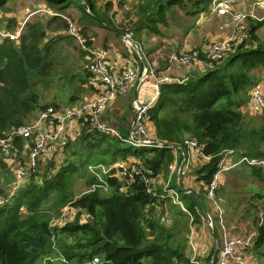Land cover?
<instances>
[{
  "label": "trees",
  "instance_id": "trees-1",
  "mask_svg": "<svg viewBox=\"0 0 264 264\" xmlns=\"http://www.w3.org/2000/svg\"><path fill=\"white\" fill-rule=\"evenodd\" d=\"M10 1L0 0L1 12L10 11ZM41 1L56 14L49 18L34 14L32 20L25 22L18 40L4 38L0 42V137H7L13 130L28 124L30 116L36 114L37 117L49 107L40 102V83L48 84V78L54 75L59 64L62 45L73 39L65 31L68 30L67 9L74 0ZM213 1L147 0L143 7L146 14L142 20L134 22V33L140 38L143 31L163 35V27L178 24L188 31ZM75 2L83 16L93 21L87 22L89 25L105 26L99 18L113 23L105 15H98L96 0ZM178 12L184 14V22H179L183 17L179 18ZM263 25L264 21H252L248 40L205 72L193 74L184 81L160 85L148 119L154 124L161 145L132 144L99 130H90L89 122L84 119L80 134L65 143L62 159L52 157L42 165L40 172L30 170L24 184L13 193L0 188L3 199L0 203V264H89L95 257L100 258V264L184 262V238H187V234L181 236L184 226H189L190 215L194 225L204 221L196 195L181 192L188 213L171 202L164 186L152 187L146 180L158 175L166 179L177 161L176 152L185 150L190 140H195L204 153L211 156L195 172L197 180L204 184L212 181L228 150H234L240 157H264V111L260 125L246 123L243 112L250 101L251 89L259 84L264 71V39L257 34ZM16 27L15 17L0 16V30L15 32ZM87 31L83 25L81 32L86 34ZM247 41L256 44L247 46ZM91 76L86 69L71 75L70 86L72 82H79L75 92L80 90V94L73 93L70 101L82 98L80 81L87 82ZM50 106L61 108L56 103ZM14 143L21 148L23 140L16 136ZM131 158L141 166V173L132 183L121 180L113 170L105 178L107 191L103 186L90 190L102 183L89 166H111ZM0 167L6 170L3 157H0ZM236 172L238 179L249 183L246 192L253 194L249 200L251 208L246 210L257 227L250 251L257 264H261L260 260H264V170L245 164ZM79 180L88 189L77 195ZM230 193L220 186L216 191L217 199L222 198L223 205L232 206ZM205 196V189L197 195L208 208ZM67 204L85 210L89 215L86 222L78 219L80 212L73 222L53 226L52 219L58 217ZM162 208L176 215L170 228L162 221ZM229 209L232 214H238V209ZM261 210L263 222L258 224Z\"/></svg>",
  "mask_w": 264,
  "mask_h": 264
},
{
  "label": "crops",
  "instance_id": "crops-1",
  "mask_svg": "<svg viewBox=\"0 0 264 264\" xmlns=\"http://www.w3.org/2000/svg\"><path fill=\"white\" fill-rule=\"evenodd\" d=\"M37 1L39 3H36V7H38L39 10L36 12L38 13L40 11L43 12V14L41 15L44 16L45 18H49L50 16L56 14L55 10L50 8L46 2L41 1V0H37ZM146 1L147 0H96V10L98 12V15H105L109 20H111V22H113L111 24L115 25L123 33H124V28L126 24L127 23L130 24L131 31L133 33L132 38H133L134 44L136 45V46L132 45V47H130L124 41V38H122L114 30L109 28L105 23H104L105 26H101V25L94 24V23H91L89 25L87 22H93V21L92 20L90 21L86 16H83V12L79 9L75 0L73 1L71 7L67 9V12L71 13L74 11L73 12L74 16L76 12L77 16H75L76 20H74V22L76 23L79 31L81 32L83 25H85L88 28L87 33L84 35L89 36L90 45L94 49L101 50L104 52V55H105L104 59L111 65L113 72L118 73L127 68H131L133 66H137L140 69H143L146 66L155 65L157 70L159 72H165V74L171 79V81H184L188 79L190 76H192L193 74L203 73L213 66L212 65L210 67L209 65L205 63L194 65L190 68L180 67L177 65L170 66L169 54L171 51L182 50V49H201L203 48L204 45H206L209 42L211 44L221 43L224 40L228 39L229 37L239 35L242 32L241 29L236 28L235 23L232 21V17L230 14L219 15L214 12H211L210 7H209L207 12H202L198 16L197 20L195 21L194 26L192 28H189L188 31H187V28L180 27V24L176 25L175 27L169 25V26L162 28V31L164 32L163 35H152L148 31H143L141 38L136 37L134 33L135 32L134 22H139L140 20H142V18L146 14L143 10V7L146 4ZM239 1L240 2H237V0H234L235 10H237V8L243 11L247 9H252L259 14L258 18H260V20L249 19L248 21L249 25L251 24L252 21H264V8L255 6L254 5L255 0H239ZM178 13H179L178 14L179 18L183 17L182 19H180L179 22H184V17H185L184 14L182 12H178ZM34 14H35V11H33L32 13L30 12V16H33ZM12 16L17 19V22H20V19L19 17L17 18V15H12ZM66 18H69V17H66ZM213 19L214 21H212ZM210 20L212 22H220V24H217V26L216 25L214 26L215 28L214 34L210 31L206 33V30L204 28L206 27L204 23L211 22ZM99 21L109 22L108 20L104 18H99ZM168 22H173V21L169 20ZM24 24L25 22L21 24V26H19V23H18L17 26L19 27H17V31L15 32L17 33L20 30V28L23 29ZM226 26L227 28H225ZM22 29H21V32H22ZM262 29H264V25L260 27L257 31V34L259 37H261L259 35V32ZM5 31H8V30H5ZM182 31H183V34H182ZM65 33L70 34L68 30L65 31ZM19 37L14 40H18ZM72 37L74 40L76 39L74 36ZM100 42L102 43V45L99 44ZM255 44H256L255 42L247 41V46H254ZM65 46L66 44L62 45V47H65ZM81 59L83 60V64H81L80 67L78 68L80 70L73 72V73H78V72L82 73L84 69H86L87 62L92 61V57L87 52H85V54L82 55ZM87 80H88L87 82L85 80L80 81L83 87L81 89L83 100H81L79 104L85 101L86 99H91L96 90V87H95L96 83L94 81V77L91 76V78ZM259 84H264V71H262V78ZM89 88H92V89L89 90ZM136 96H137L136 85H133L128 94L117 96L116 99H114L106 107V110L103 115V120L106 121L111 126L116 127L123 136H129V134L133 130L134 111H133L132 104ZM74 106H76V104L72 105V107ZM246 106H247L246 112H249L248 114L257 113L251 110L249 102ZM61 108H65V107L61 106ZM39 114L31 122H33L34 120H38ZM76 125L77 124L72 123V121L66 124V134L68 135L67 140L75 137L74 135L72 136L71 133ZM41 127L44 128L45 124L44 123L41 124ZM148 128H149L151 137L157 140L156 135H155V127L151 121L148 124ZM21 139L23 140V144L21 148H19L14 143L17 149H16V154L13 156L11 160L7 161L4 158V156L0 153V157H3V160L5 161V164L7 165L6 170L0 167V180H1L0 188L6 190L9 193L15 192V190L21 184H24L25 182V178H24V179H21L19 185H16L18 182L17 170L18 168L25 166L29 159V151L25 145L26 141L23 138ZM27 143L32 144L31 141H27ZM62 144H63V141L61 140H58L55 143L54 148L56 150L55 152L56 154L57 152L58 154L61 153L60 149H61ZM176 155H177V161L173 164L169 176L166 179H163L161 175H158L156 177L157 182L155 186H159V187L164 186L166 181L170 177L171 178L170 185L173 188L177 189L179 193L180 203H176L170 198L172 200L171 202L173 204L179 205L183 211L188 212L186 206L181 200V192L193 193L197 197V195L201 194L202 189L206 190V188L204 187V183L197 180V175L195 172L200 166L204 165L209 160L202 158V156L195 149L191 147H187L185 150L182 149L179 154L178 152H176ZM238 155L237 153H235L231 156L224 158L226 165L231 166L232 163H236L240 159V156ZM259 158H264V157H259ZM129 161L133 162L134 158L129 159ZM245 164H248V163H244V162L238 163L237 165L233 167H229L223 170L219 175V184H218L217 189L220 188V186H223L228 192H231L229 195L230 199H241L240 196L234 197L232 195V183L235 179H237L236 169L239 168L240 166H245ZM252 166H255V165H252ZM8 170L10 171V173ZM4 171H5V176L2 175ZM7 175H9L10 177H6ZM174 179H175V186L173 185ZM247 194H248V198L245 201L241 203L233 202L234 205L232 206H229L226 203L225 205H223V203L221 202L223 201V199L221 198L220 199L221 201L217 199V194H216V200L221 204L224 210V223H225L226 231L231 235L247 236L252 231L257 230L256 222L253 216L251 214L246 213L247 208H251L249 200H251V197L253 195L252 193H248V192ZM205 197H206V202L208 204V208L206 207V209L208 210L210 214L211 221H208L206 217L203 215L204 216L203 223L194 225L192 223L193 218L190 215L189 226L188 224L187 226H184V230L181 233L182 237H184V235L187 234L186 236L187 238H184L185 239V249H184L185 261L179 262L177 260H174V264H186L188 262V258L191 255L192 245L196 246V248L199 249L204 259L203 264H212L213 252H214V247H215V238L218 244V254L216 258V262H217L219 252L222 249L223 243H224V229L222 228L220 224L219 217L214 211V208H213L211 199L208 196V193H207V196ZM254 201L256 200H253V202ZM230 207L233 209H238L237 211L238 214H236L233 218L230 217L231 219L228 221L227 217L231 216L232 214V210L229 209ZM162 211H164L163 208H162ZM161 212H160V215L162 216V221L164 225L167 228H170L173 225L174 220L176 218L175 213L171 210H166L164 211V216H163ZM241 217L246 220L247 224L246 225L240 224L238 230H236V224H238L237 221ZM188 227H189V230H188ZM214 231H216L217 236L214 233ZM246 257L248 259H253L254 255L249 250L246 253Z\"/></svg>",
  "mask_w": 264,
  "mask_h": 264
},
{
  "label": "built area",
  "instance_id": "built-area-1",
  "mask_svg": "<svg viewBox=\"0 0 264 264\" xmlns=\"http://www.w3.org/2000/svg\"><path fill=\"white\" fill-rule=\"evenodd\" d=\"M255 6L264 8V0H255ZM210 11L219 15L230 14L236 28L241 29L242 32L239 35L231 36L221 43H209L201 49H182L173 50L169 54L170 66L177 65L180 67L190 68L194 65L205 63L210 67L215 63L222 61L228 54L233 52L241 43L249 38V32L246 30L245 23L250 18L260 20L258 16L253 12H245L243 10L234 9V0H214L210 6ZM68 20V32L74 36L80 45V48L90 54L94 55V58L90 63L86 65V69L94 77L96 83V90L91 99H86L79 106L65 107L56 109L53 106H49L40 112L38 120H34L26 125H23L12 131L7 137H0V153L4 158L9 161L16 154V146L14 139L16 136L25 139L26 147L29 151V159L25 166L18 168L17 178L20 184L21 179L28 176L30 170L41 171L42 165H45L52 157L62 159L64 157V146L68 141V135L66 134V124L70 121L77 125L72 130L71 135L78 136L82 130L84 119L89 122V129L99 130L104 134L116 136L122 140L128 141L137 145H161L158 140L151 137L148 128L149 119L148 111L157 100L160 93V85L165 82H171V79L165 74V72H159L155 65L146 66L140 69L137 66L127 68L121 72L115 73L112 71L111 65L104 59V52L101 50L92 49L90 45V39L82 34L76 23L70 18ZM21 29L16 32H10L0 30V42L4 38H10L12 40L17 39L21 33ZM124 41L132 47L134 45L133 33L129 23L124 28ZM133 85H136L137 96L133 101L134 111V128L127 137H123L119 130L108 124L103 120V115L106 107L119 95L128 94ZM250 108L253 112L264 111V84H257L251 89ZM45 124L42 128L41 124ZM71 136V137H72ZM74 137V138H75ZM73 139V138H71ZM61 140L63 144L60 149V154L55 153V143ZM70 140V139H69ZM27 141H31L32 144H28ZM187 147L195 149L202 158L210 160L211 156L207 155L203 151V147L199 145L195 140L186 142ZM234 150H228L224 153L220 168L214 175L212 181L209 184H204L207 190L208 196L211 199L213 208L217 216L219 217L220 224L224 229V243L219 252L216 264H257L255 257L248 259L246 253L252 247L256 230L252 231L247 236L231 235L226 231L224 223V210L221 204L216 200V189L219 184L220 173L229 168L237 165L238 163H248L255 166H260L264 169V158H249L241 156L236 163H232L231 166L226 165L224 158L235 154ZM173 166V165H172ZM171 166V168H172ZM89 170L95 174L99 182L90 190H94L96 187H104L107 191V186L104 184L106 176L113 170L115 175L121 180L132 183L135 176L141 173V166L135 164L132 161H118L111 166L108 165H96L89 166ZM156 177H151L146 180L152 187H156ZM171 178L167 180L164 185V192L174 202L180 203L179 193L177 189L170 185ZM3 201L0 198V203ZM81 212V216L78 218V213ZM89 215L81 208L67 204L58 217L52 219L51 224L65 225L69 222H73L77 218L86 222ZM263 222V212L260 214V220L258 224ZM62 261L65 258L59 257ZM203 257L196 248L191 246V255L188 258L186 264H203ZM99 257H95L89 264H100Z\"/></svg>",
  "mask_w": 264,
  "mask_h": 264
},
{
  "label": "rangeland",
  "instance_id": "rangeland-1",
  "mask_svg": "<svg viewBox=\"0 0 264 264\" xmlns=\"http://www.w3.org/2000/svg\"><path fill=\"white\" fill-rule=\"evenodd\" d=\"M237 2H240V1L237 0ZM36 3H39V2L37 0H11L10 3H8L10 11L7 13L0 11V16L17 15V18L19 17V19H20V22H17V24L19 23V26H21V24H23L27 20H32L34 18V15L30 16V12L32 13L33 11H35V14H37V15L43 14V12H41V11L39 13L36 12L39 10L38 7H36ZM237 9H239V8H237ZM73 12H71V13L67 12L69 18L72 21L76 20L75 16H77L76 12H75V16H74ZM245 12L250 13L253 11H252V9H247V10H245ZM255 14L257 16H259V14L257 12H255ZM250 19H252V18H250ZM212 21H214V19ZM212 21L204 23V25H206V27H204L206 30V33H208L210 31L214 34V29H215L214 26L215 25L217 26V24H220V22H212ZM248 21L249 20L247 18V21L244 22L245 26H246L245 27L246 30H248V28H249V27H247V26H249ZM19 26H17V27H19ZM225 28H227V26ZM182 34H183V31H182ZM182 34H181V36H182ZM259 35L261 36L260 38L264 39V29L260 30ZM87 37L89 38V36H87ZM209 43H207L206 45H208ZM99 44L102 45L101 42ZM92 49H93V47H92ZM82 52L83 51L80 48V45L76 39L75 40L72 39L60 51V55H59V59H58L59 64L56 66L54 75L48 78L49 81H48L47 85L44 86L40 83L39 90L42 93L41 101H40L41 103L43 102L44 104H48L49 106L56 103L57 105L64 106V107H72V105H74V104H76V106H78V105H81L83 103V102H81L79 104V102L81 100H83V98L82 99L81 98H78V99L75 98L74 100L70 101L71 95L73 93L80 94V92H79L80 90L75 92V88L76 87L79 88V85L77 82H72L73 86H70V82H69L70 77L73 74V72L80 70L78 68L80 67L81 64H83V60L81 58H82V55L85 54V52H83V54H82ZM90 56L92 57V59L94 58L93 54H90ZM88 63H90V62H87V64ZM256 73L258 74L259 72L257 71ZM243 110L245 112L244 115H245L246 123H249L250 125H260L261 124V117H262L263 113L257 112L254 114H248L249 112H246L247 106L244 107ZM35 115L33 114L32 116H30V119H29L30 122L34 118H36ZM2 175L5 176V171ZM5 180H7V179H5ZM0 182H1V180H0ZM248 186H249V183L245 182V180H241L238 178L235 179L232 183V195L234 197L240 196L241 199H232V201L236 202V203H241V202L245 201L248 198V194L246 192ZM87 189L88 188L84 185L83 181L79 180L77 183V186H76V194L80 195L83 192H85ZM232 213H233V211H232ZM235 215L236 214H231L232 218ZM230 219H231L230 217L229 218L227 217L228 221ZM237 222H238V224H236V230H238L240 224L241 225L247 224L246 220L243 219L242 217L239 218ZM260 262H261V264H264V260L263 261L260 260Z\"/></svg>",
  "mask_w": 264,
  "mask_h": 264
},
{
  "label": "water",
  "instance_id": "water-1",
  "mask_svg": "<svg viewBox=\"0 0 264 264\" xmlns=\"http://www.w3.org/2000/svg\"><path fill=\"white\" fill-rule=\"evenodd\" d=\"M103 23H105L109 28H111L112 30H114V31H115L117 34H119L122 38L125 37L124 33H123L120 29H118L115 25H113V24H111V23H109V22H103ZM133 46H136V45L134 44ZM230 54H231V52H228V55H230ZM134 125H135V123L133 124V128H134ZM160 143H161V142H160ZM180 190H181V189H180ZM196 199H197V202H198V204H199V206H200V209H201L203 215L206 217V219H207L208 221H211L210 214H209L208 210L206 209V207L204 206V204L200 201L199 198L196 197ZM217 254H218V244H217V240H216V238H215V247H214V252H213L212 264H216Z\"/></svg>",
  "mask_w": 264,
  "mask_h": 264
}]
</instances>
